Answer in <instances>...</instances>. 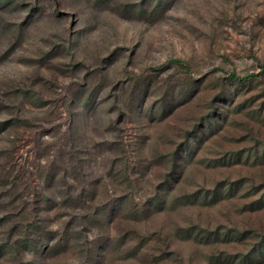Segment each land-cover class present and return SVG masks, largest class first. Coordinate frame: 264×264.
Here are the masks:
<instances>
[{
	"label": "rangeland",
	"instance_id": "obj_1",
	"mask_svg": "<svg viewBox=\"0 0 264 264\" xmlns=\"http://www.w3.org/2000/svg\"><path fill=\"white\" fill-rule=\"evenodd\" d=\"M263 68L264 0H0V264H264Z\"/></svg>",
	"mask_w": 264,
	"mask_h": 264
},
{
	"label": "trees",
	"instance_id": "obj_2",
	"mask_svg": "<svg viewBox=\"0 0 264 264\" xmlns=\"http://www.w3.org/2000/svg\"><path fill=\"white\" fill-rule=\"evenodd\" d=\"M172 64L176 65L178 68H180L181 70H183L185 73H190L191 69L190 67L183 61L181 60H174L172 61ZM263 71H264V68H263ZM255 77V75H248V76H245V77H239L238 75L236 74H230L229 75V78L232 80V81H238V82H241V83H244V82H249L251 81L253 78ZM175 161V160H174ZM176 164V163H175ZM85 194H83V191L82 193H80L79 196L76 197V199H84L86 198L84 196ZM58 198V197H57ZM57 200V199H56ZM91 201H95V197L93 199H91ZM90 209V208H89ZM92 214V213H91Z\"/></svg>",
	"mask_w": 264,
	"mask_h": 264
}]
</instances>
